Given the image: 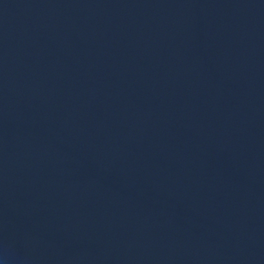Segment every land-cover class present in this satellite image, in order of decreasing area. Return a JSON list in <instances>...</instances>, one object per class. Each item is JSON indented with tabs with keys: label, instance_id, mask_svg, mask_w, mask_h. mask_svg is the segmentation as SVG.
Masks as SVG:
<instances>
[{
	"label": "water",
	"instance_id": "water-1",
	"mask_svg": "<svg viewBox=\"0 0 264 264\" xmlns=\"http://www.w3.org/2000/svg\"><path fill=\"white\" fill-rule=\"evenodd\" d=\"M0 264H264V0H0Z\"/></svg>",
	"mask_w": 264,
	"mask_h": 264
}]
</instances>
